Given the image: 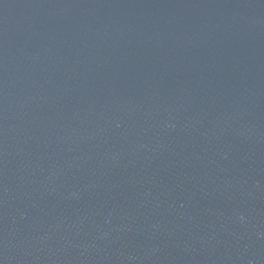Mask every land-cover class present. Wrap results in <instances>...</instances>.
I'll return each mask as SVG.
<instances>
[{
  "label": "water",
  "instance_id": "1",
  "mask_svg": "<svg viewBox=\"0 0 264 264\" xmlns=\"http://www.w3.org/2000/svg\"><path fill=\"white\" fill-rule=\"evenodd\" d=\"M0 264H264V0H0Z\"/></svg>",
  "mask_w": 264,
  "mask_h": 264
}]
</instances>
